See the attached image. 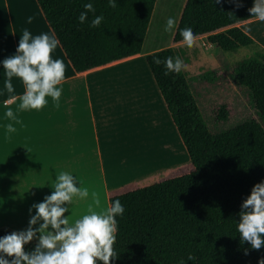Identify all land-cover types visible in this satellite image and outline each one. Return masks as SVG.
I'll list each match as a JSON object with an SVG mask.
<instances>
[{"label":"trees","instance_id":"trees-1","mask_svg":"<svg viewBox=\"0 0 264 264\" xmlns=\"http://www.w3.org/2000/svg\"><path fill=\"white\" fill-rule=\"evenodd\" d=\"M37 2L73 68L85 73L142 54L157 0H118L115 8L107 0H94L96 15L104 16L98 28L78 21L86 0ZM252 6L253 0H187L174 34L175 46L146 55L189 162L154 174L160 180L148 186L133 184L111 193L110 204L118 199L125 205L123 216L116 218L117 256L111 264H178L180 259L186 264H258L264 258V247L252 249L237 231L243 200L264 180V128L251 120L221 134L211 133L189 82L221 81L224 70L204 69L191 78L190 60L180 48L187 42L181 29L191 25L194 40L207 36L208 43L222 51L256 49V42L238 27L255 18L248 11ZM177 56L183 66L165 70V58L174 61ZM233 70L235 82L249 90L264 119V50L238 61ZM215 115L218 122L229 120L232 107L222 105ZM8 233L0 230V236ZM35 245L29 243L25 250Z\"/></svg>","mask_w":264,"mask_h":264},{"label":"crops","instance_id":"crops-1","mask_svg":"<svg viewBox=\"0 0 264 264\" xmlns=\"http://www.w3.org/2000/svg\"><path fill=\"white\" fill-rule=\"evenodd\" d=\"M238 27L256 50H264V21L254 18ZM25 28L33 35L54 34L37 0H0V61L16 53ZM53 55L66 65L59 108L50 100L39 111L17 110L23 85L14 78L15 93H9L0 66V230L26 229L29 209L34 214L32 206L54 191L50 185L61 170L78 176L89 190L88 198L70 206L75 219L88 211L93 192L106 208L112 192L148 186L160 180L154 174L189 162L154 76L146 60H138L142 54L85 73L73 68L60 44ZM8 108L20 123L4 115ZM9 122L15 132L7 131ZM183 148L182 163L177 156Z\"/></svg>","mask_w":264,"mask_h":264},{"label":"clouds","instance_id":"clouds-1","mask_svg":"<svg viewBox=\"0 0 264 264\" xmlns=\"http://www.w3.org/2000/svg\"><path fill=\"white\" fill-rule=\"evenodd\" d=\"M218 3L219 0H216ZM118 0H107L110 7L115 8ZM237 6H240L239 4ZM84 11L78 15L81 24L87 23L91 28H98L104 21L103 14L96 15L94 0H86L82 5ZM255 18L264 21V0H253L248 9ZM89 13L92 18L89 20ZM33 17H28L31 23ZM175 17L169 16L166 30L173 27ZM187 42L194 40L191 25L181 29ZM59 46L55 34L42 32L37 35L25 28L20 36L16 53L2 61L3 75L6 76L4 86L9 93H15L13 79L23 85L19 94V111L42 110L50 102L59 108L63 92L62 83L66 80V65L63 59L55 58L53 53ZM156 63H160L157 59ZM184 64L181 57L173 61L165 58L167 68L179 70ZM4 115L10 120L20 123L12 108ZM9 133L15 132L14 123L5 125ZM54 191L46 195L44 200L35 203L29 209V226L0 236V264H111L117 256L114 245L117 240V216H123L125 205L114 200L110 206L100 208L101 200L93 192L88 211L72 219L70 206L76 199L89 197V190L80 178L70 171L61 170L56 173L50 185ZM100 210H97V209ZM66 213H70L66 215ZM241 242H248L252 249L264 247V180L256 183L251 193L243 200L237 222ZM34 239L38 240L34 249L26 251L25 246ZM247 254V252L245 253ZM10 258V259H9ZM193 257L189 255L188 260ZM178 264H186L180 259ZM258 264H264L261 258Z\"/></svg>","mask_w":264,"mask_h":264},{"label":"rangeland","instance_id":"rangeland-1","mask_svg":"<svg viewBox=\"0 0 264 264\" xmlns=\"http://www.w3.org/2000/svg\"><path fill=\"white\" fill-rule=\"evenodd\" d=\"M186 2L187 0H157L139 61H145L146 55L152 52L175 46L174 34ZM169 16L175 17V21L173 27L166 30ZM180 45L184 58L190 60L187 70L191 78L201 75L204 69L221 67L224 70L225 78L221 81L189 82V89L211 133L221 134L251 120L257 121L264 128V119L255 110L249 90L238 86L233 72L235 64L254 56L256 49L241 48L237 52H225L210 45L207 36L199 37L191 44L185 42ZM225 104L232 107L233 115L229 120L218 122L215 110ZM184 150L185 148L177 156L182 163L186 161V153L189 160L188 152L185 153Z\"/></svg>","mask_w":264,"mask_h":264}]
</instances>
